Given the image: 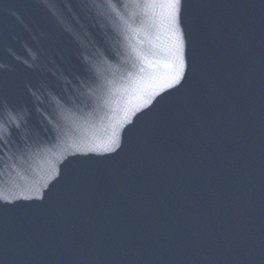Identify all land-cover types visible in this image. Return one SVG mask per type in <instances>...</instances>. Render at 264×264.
I'll return each mask as SVG.
<instances>
[{"label":"water","instance_id":"95a60500","mask_svg":"<svg viewBox=\"0 0 264 264\" xmlns=\"http://www.w3.org/2000/svg\"><path fill=\"white\" fill-rule=\"evenodd\" d=\"M0 264H264V0H0Z\"/></svg>","mask_w":264,"mask_h":264},{"label":"snow or ice","instance_id":"6c2138e0","mask_svg":"<svg viewBox=\"0 0 264 264\" xmlns=\"http://www.w3.org/2000/svg\"><path fill=\"white\" fill-rule=\"evenodd\" d=\"M165 5L171 10V19L173 23L176 20V16L180 7L182 5V0H165ZM180 46H177V54H176V69H175V77L174 79H179L180 72L183 70V60L179 55Z\"/></svg>","mask_w":264,"mask_h":264}]
</instances>
